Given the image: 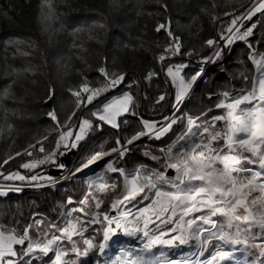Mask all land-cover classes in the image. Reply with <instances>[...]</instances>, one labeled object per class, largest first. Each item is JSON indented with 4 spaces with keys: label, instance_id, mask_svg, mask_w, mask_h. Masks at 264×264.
Segmentation results:
<instances>
[{
    "label": "trees",
    "instance_id": "obj_1",
    "mask_svg": "<svg viewBox=\"0 0 264 264\" xmlns=\"http://www.w3.org/2000/svg\"><path fill=\"white\" fill-rule=\"evenodd\" d=\"M251 1L0 0V177L41 154V144L44 152L51 150L59 128L92 115L95 103L123 93L132 96L135 114L121 115L119 128L91 119L93 130L78 143L70 162H82L96 152L114 148L117 140L126 143L142 130L141 117L150 111L161 114L169 107L173 88L164 69L166 61L175 59V55L165 49L176 42L174 38H179L180 55H210L213 46L206 42L219 40L221 33H226L231 10L240 15ZM162 23L172 36L165 29L157 31ZM248 40L264 48V29L260 35L255 26ZM231 48L229 52L225 48L222 67L209 64L205 70L207 80L185 97V113L200 114L227 89V83L236 82L238 72L241 80L251 69L245 42L233 43ZM161 55L166 59L161 61ZM101 67L109 74H124V82L86 107H78L73 93L85 84L105 82ZM149 73L155 75L149 79ZM161 95L165 99L157 102ZM86 97L81 93V98ZM52 111L56 113L55 121L48 115ZM217 113L219 110L213 109L208 115ZM129 148L131 151L122 159L125 165L140 158L135 145ZM59 174L47 176L58 178L63 173ZM83 181L78 177L54 188L9 191L1 196L5 202L0 207L15 211L22 207L41 219L53 220L61 205L79 206L72 198L77 197L76 183L81 185ZM83 254L76 256V262L80 260L75 264H92L90 255ZM45 260L38 262L43 264Z\"/></svg>",
    "mask_w": 264,
    "mask_h": 264
},
{
    "label": "snow or ice",
    "instance_id": "obj_2",
    "mask_svg": "<svg viewBox=\"0 0 264 264\" xmlns=\"http://www.w3.org/2000/svg\"><path fill=\"white\" fill-rule=\"evenodd\" d=\"M257 13H264V0H254L242 19L250 21ZM240 19L241 17H236L231 21V25L226 29L229 35L225 36L221 33L219 40L210 39L206 42L210 47L215 46V59L222 58L226 47L236 41L247 42L253 34L255 24L247 27L241 24L237 27V21ZM242 27H244V31H241ZM161 29H165L168 31V35L172 36L166 24H160L157 31ZM174 40L176 42L170 44L165 51L172 55L181 54L179 38H174ZM221 41L224 43L222 44ZM249 47H251L250 44ZM165 59L164 55L160 56L161 61ZM251 60L254 64V74L251 77L243 76L245 82H249V86L223 92L222 98H218V102L214 104L215 109L222 110L220 114L209 117L208 113L213 112V108L210 107L206 112L202 111L197 116L183 114L173 118L164 117L159 126L158 122L145 120L143 121L144 130L127 139L126 144H121L119 140L116 141L117 147L112 148L111 152L117 153L118 158L123 159L131 151L128 146L133 145L141 137L151 136L158 140L178 122L185 126L184 131L174 143L160 149L162 155H155L151 150L143 153L159 163L161 170L148 169L141 165L126 171L123 168L114 167L113 162L107 163L106 171H118L124 176L123 190L120 196L113 201L112 208L115 209L122 204L137 201L138 197L151 202L145 207L139 208L132 220L127 219L128 212H121L119 219L104 214L103 219L107 221V226L103 232L105 244L100 245L101 251L111 235H115L116 229H122L126 236H135L137 233L143 232V235L148 237L149 234L145 229L153 216L156 219L167 216L169 219L165 222H171L172 218L177 217V210H179L177 227L180 229V234L167 240L162 238L165 233L149 237L143 247L139 249L140 253L151 251L154 244L175 247L178 246L177 242L179 245H187L190 241H195L199 255L202 256L213 240H219L224 244L244 243L247 245L249 238H255L257 235L264 236V54L253 53ZM202 62L214 63L215 60L209 57ZM185 67L186 65L181 64L167 68V74L172 78V82L177 88L174 105L177 109L192 91L193 85L201 75L200 72H197L189 79H185L180 75ZM99 72L105 77L107 83L96 89H89L85 84L80 90L75 91L73 95L78 98V107L81 105L86 107L104 92L115 88L125 80L124 74H109L103 67L99 69ZM153 75L155 73H149L148 78L150 79ZM81 93L88 94L86 100L81 98ZM132 99L131 95L125 93L122 97L114 98L103 104L102 108L92 112V116L113 128H119L117 118L130 111ZM164 99L165 97L161 95L157 102ZM48 115L54 121L57 119L55 111L49 112ZM90 130H93L92 121L81 119L78 132L75 135L71 129L60 134L56 142L57 150L61 145L65 149L76 148L78 142L84 139ZM39 151H45L42 144ZM26 154L32 155L31 152H26ZM57 154L58 151L50 152L43 159L25 162L20 167L32 170L48 162L55 163ZM110 154L109 152H98L82 167H88ZM16 155H20V153ZM7 163L8 160H5L4 164ZM57 166L61 169L65 167L63 164ZM80 170L77 169V171ZM168 170H172L174 175H168ZM103 176L104 173H100L96 179L89 182V186H96L101 191H106L109 187L115 190L117 185L104 183ZM3 178L31 182L47 179L51 183L56 182L52 177L45 178L38 175L28 177L19 172L10 173ZM9 190L19 191L20 189L9 186ZM4 195H7V192L0 188V196ZM92 200L95 209H100L103 201L95 196L92 197ZM68 203H72L70 198ZM84 203H89V201L86 199ZM75 211L77 209H71L66 213L69 218L63 227L53 225V227H57L59 235L52 234L49 237L45 232L42 233L45 237L42 240L33 238L31 226L17 231L15 228L8 229L0 225V264H18V259L23 260L24 257H30L37 253L40 254L39 258L41 259L49 257V253H53L54 259L49 257L51 264H75L74 261L65 260L68 251L61 247L64 240L71 242L74 235L82 234L80 229L83 227V222L78 217L71 218ZM193 213L201 214L185 220V217ZM85 215L93 217L88 223H96V217L100 213L85 212ZM140 221H143V228L139 226ZM179 221H183V223H179ZM113 224H115V228L111 227ZM254 229H259V233ZM172 231H176V229H172ZM84 243L88 245L89 249L93 247L91 240H85ZM25 244L27 246L23 247ZM17 245L21 246L19 250ZM251 247L260 246L253 244ZM71 250L77 252L74 243ZM261 251L264 252V247H261ZM84 254L87 255V250ZM125 255L131 257L126 264H153L150 258L145 259L142 254L133 256L132 252H126ZM231 257V252L217 248L211 254V259L203 261L202 264H214V262L220 264ZM25 264H32V262L27 260ZM168 264H189V262L169 261Z\"/></svg>",
    "mask_w": 264,
    "mask_h": 264
},
{
    "label": "rangeland",
    "instance_id": "obj_3",
    "mask_svg": "<svg viewBox=\"0 0 264 264\" xmlns=\"http://www.w3.org/2000/svg\"><path fill=\"white\" fill-rule=\"evenodd\" d=\"M253 2L254 0L251 1V4L248 7V9L252 6ZM242 15L243 13L240 15H238L235 12L234 14L231 13L229 22L226 25L227 28L231 25V21L235 18V16L240 17ZM252 24H255V26L258 27V33L261 35L264 29V13H261L256 23H252ZM226 34H227V31L224 35ZM249 44L251 45V47H249ZM245 45L247 48V62L251 65V69L248 72H246V75L251 77L254 74V70H255L254 64L251 60V56L253 55V53L264 54V48H260L259 46L257 47L256 43L250 40H248L245 43ZM214 47L215 46H213V50L210 53V55H207V56L199 57L194 54L193 55L178 54V55H175V59H170L166 61L164 74L167 75V78L170 81L172 88H173L172 98H170V101H169V107L167 106L166 111L162 112L161 114L152 113L153 111H150V113L147 114V116L141 117L142 125H143V121L147 120V121L158 122V126H159V123L163 122L164 117L173 118L174 116L188 114V113H185V109L183 108L184 100L179 105L178 109L174 107L175 93L177 91V88H176V85L173 84L172 78L168 76L167 68L170 66H176V65H181V64L186 65V67L180 73V75L183 76L185 79H189L193 74L200 72L201 75L195 83V89H196L205 80V70L209 64H211L212 66L214 65L213 67H222L221 62L223 60V56L220 59H215ZM231 47L232 45L226 47V51L228 52L231 51L232 49ZM209 57H212L215 60V62L214 63H203L202 62L204 59L209 58ZM238 74L239 72L236 74L237 75L236 82L233 81V82L227 83V89L225 91L238 90L242 87L249 86V82H245L243 77L240 78L241 80H239L240 76ZM225 91H221L220 96L218 98H222V93ZM124 94L125 93L120 94L118 96H113V97H110V98H107L105 100L95 103L93 106L94 108L92 112L96 111L99 108H102L103 104L108 103L112 99L117 98V97H122ZM218 98L212 100L210 102V105L206 107L204 111L206 112L207 109L210 107L215 109L214 104L218 102ZM132 103H133V99H132ZM131 105H130V111L124 114H129V115L135 114L133 109L131 108ZM216 110H219V109H216ZM221 111L222 110H219V113L217 114H220ZM192 115L197 116L199 115V113H195ZM208 116L210 117L212 115H208ZM89 118L92 119L93 122H95L96 117L92 115L90 116L87 115L83 117V119H89ZM118 118H117V122H118ZM80 121L78 123L74 121L72 122V124L68 125L67 127H60L55 137L54 146L52 147L51 150L47 152H42L41 154H38L34 157H30L22 161L20 165L25 162L41 160L46 155H48L50 152L58 151V154L55 157V163L48 162V163L39 165L37 168L32 169V170L21 168L19 165L17 169L5 171L6 173H4L3 176H6L13 172H19L20 174L28 176V177L32 175H38L40 177H45V178L48 177L47 172H46L47 169H49L50 167H58L57 165L61 164L59 161L60 156L63 155L67 150L71 149V148L65 149L61 145L59 150H57L56 142L59 139L60 134L71 129L73 131V135H75L76 132H78V125ZM184 127L185 126L183 123L178 122L176 125L173 126V128L165 136L161 137L158 140L154 139L151 136H144V137H141L139 140L135 141L133 145H135L137 149L136 152L138 153L137 156H139L140 158H139V161L132 162L128 165H125L122 162V159L118 158L117 153L111 152V149H112L111 148L105 151H99V152H109L111 154L104 156L103 159L93 163L92 165H90V167H87L85 169H81V168L87 162V160L90 159L94 154L85 161H82V162L76 161L74 162V164H71L70 162L69 166L64 167L62 172H60V173H63L60 177L53 178L56 181L55 183H51L47 179H39L36 182H31L28 180L26 181L5 180L4 178L0 177V188H2L7 193L10 191L9 186L19 187L20 190L18 192H22V191L32 192V191L43 189V188H50V187L54 188L56 186L63 185L64 183L68 181H71L74 179L76 180V178L78 177L84 180L83 183H81V185L79 184L80 182L76 183L77 189L75 190L74 193L76 194L77 197L72 198V200H74L76 203H79V206L65 207V205H61L57 216L56 217L55 215L52 216L53 218L55 217V219L53 220L51 218H49L51 220L41 219L40 215L35 214L22 207L20 208V210H17V211L11 210V209L4 210V209H1L0 207V225H3L5 228H8V229L15 228L17 231H22L25 227L31 226V233H32L33 238H38L42 240L45 238L42 235V233H45V232L48 233L49 237L52 234L59 235V232L57 231V227H63L65 225L66 220L69 218L66 216V213L70 211L71 209H77V211L72 213L71 218L75 219L78 217L79 220L83 222V227L80 229L82 234L74 235L73 241L71 242L64 240L61 243V247L65 248L68 251V255L65 257V260L70 261V262L74 261L75 263H78L80 259L76 262V256L79 255L80 252L84 253L85 250H87V255L83 254L84 256L82 257H86L90 255L92 264H126L127 260L131 259V257H128L125 255L126 252H132L133 256L142 254L144 255L145 259L150 258L153 261V264H168L169 261H177V262L188 261L189 264H202L203 261L210 260L211 254L215 252L217 248H220V249H223V250H226L232 253V257L229 260L220 262V264H264V252L261 251V247H264V236H261V235H257L255 238H249L247 245L244 243H238L236 245L224 244L223 242L219 240H213L207 246V251H205L202 256L199 255L198 246L196 245L195 241H190V243L187 245H179L177 242L178 246H175V247H169L168 245H164V244H154L151 251L140 253L139 249L143 247L144 243L147 242L149 237L159 236L161 235V233H165L162 238L167 240V239H171L172 236H176L180 234V229L177 227L179 210H177L178 211L177 217L172 218L171 222H165L169 219L167 216H164L161 219H156L153 216L152 220L148 224L147 229H145L149 234L148 237H145L143 235V232L137 233L135 236H126L124 235L122 229H116L115 235L110 234L111 238L107 241L106 246L101 251L100 245L105 244V241L103 238V232H104L105 226H107V221H104L103 219L104 214H107L110 217H117L119 219L121 212H128L129 215L127 219L132 220L137 214V211L139 208L145 207L147 204L151 202L150 200H142L140 197H138L137 201L122 204L118 208H115V209L112 208L113 201L116 200L120 196L123 190L124 176L121 175L120 172L118 171L117 172L106 171L107 163L113 162L114 167L123 168L126 171L134 169L141 165L147 167L148 169L161 170V165L159 163L151 160L150 157L145 156L143 153L145 151L151 150L153 154L155 155H162V153L160 152V149L166 148L172 143H174L177 137L180 134H182V132L184 131ZM142 130H144V125H143ZM140 131L136 132L135 134L139 133ZM86 136L87 134L85 135V137ZM133 145H129L128 147L133 146ZM40 147L41 146H39V149ZM76 148H74V151L76 150ZM60 153H63V154H60ZM77 169H81V170L77 171ZM100 173H104V176H103L104 183L108 185L116 184L117 188L113 190L111 187H109L106 191H101L96 186L90 187L89 182L93 179H96L100 175ZM171 175H174V172ZM36 185H42V186H36ZM93 196L103 201L100 209L98 210L95 209L94 201L92 200ZM86 199L89 201V203H84ZM68 200L69 198H67V201ZM4 202L5 201L0 196V206ZM80 209H83V211H80ZM85 212H88V213L99 212L100 215L96 217L97 222L88 223V221L92 220L93 217L91 215H85ZM200 214L201 213H193L190 216L185 217V220L191 219L193 216H199ZM27 218L30 219L29 223L27 222ZM179 223H183V221H179ZM53 225H56L57 227H53ZM139 226L143 228V221L139 222ZM111 227L115 228L116 226L115 224H113L111 225ZM204 227H207V226L204 225ZM172 229H176V231H172ZM254 231L259 233V229H254ZM204 235L206 236L207 234L205 233ZM85 240L92 241L93 247L91 249H89L88 245L84 243ZM241 240H243V237H241ZM73 243L77 249V252H73L71 250L73 247ZM253 244L258 245L260 247L253 248L251 247V245ZM81 245L83 246V248L82 247L80 248ZM26 246L27 244H25L23 247H26ZM16 247L18 250L21 248V246L19 245H17ZM193 253H196V255H193ZM39 257H40V254L37 253L30 257H24L22 261L25 262L27 260H31L32 264H40L38 262V259L41 260V258ZM49 257L54 259V254L49 253ZM49 257L43 258V259H46L43 264H51ZM13 259H18V258H13ZM20 261L21 260L18 259V263Z\"/></svg>",
    "mask_w": 264,
    "mask_h": 264
},
{
    "label": "water",
    "instance_id": "obj_4",
    "mask_svg": "<svg viewBox=\"0 0 264 264\" xmlns=\"http://www.w3.org/2000/svg\"><path fill=\"white\" fill-rule=\"evenodd\" d=\"M261 13H257L256 16H254L252 18V20H247V22L244 24V26H249L250 24L254 23L257 18L259 17ZM195 89V84L193 85V89L192 91ZM47 104H49V101L47 102ZM74 153V149H69L67 150L63 155L60 156V163L65 165V167L69 166L70 164V159H71V155ZM64 169V168H63ZM61 168L59 167H50L48 170H47V173L48 174H53V175H58L60 172H62ZM173 173L172 170H168V175H171Z\"/></svg>",
    "mask_w": 264,
    "mask_h": 264
},
{
    "label": "built area",
    "instance_id": "obj_5",
    "mask_svg": "<svg viewBox=\"0 0 264 264\" xmlns=\"http://www.w3.org/2000/svg\"><path fill=\"white\" fill-rule=\"evenodd\" d=\"M251 8V7H250ZM249 8V9H250ZM248 8L243 12V15L242 16H240L241 17V19L240 20H238L237 21V27H239L241 24H243V21H244V19H242L243 18V16L247 13V11L249 10ZM231 12L234 14V10H231ZM235 18H236V16H235ZM244 25V24H243ZM251 25V24H250ZM249 25V26H250ZM245 27H247V26H245ZM241 31H244V27H242L241 28ZM227 35H229V33H227L225 36H227ZM236 42H245V41H236ZM236 42H234V43H236ZM221 43L223 44L224 42L223 41H221ZM246 43V42H245ZM107 81V80H106ZM106 81L105 82H102V83H98V84H89V85H87L88 87H89V89H96V88H100V87H102L105 83H106ZM84 95H88L87 93H84ZM90 121H91V119H89ZM88 133V132H87Z\"/></svg>",
    "mask_w": 264,
    "mask_h": 264
},
{
    "label": "bare ground",
    "instance_id": "obj_6",
    "mask_svg": "<svg viewBox=\"0 0 264 264\" xmlns=\"http://www.w3.org/2000/svg\"><path fill=\"white\" fill-rule=\"evenodd\" d=\"M91 165H92V164H91ZM88 167H90V165H89ZM85 168H87V167H82L81 169H85Z\"/></svg>",
    "mask_w": 264,
    "mask_h": 264
}]
</instances>
